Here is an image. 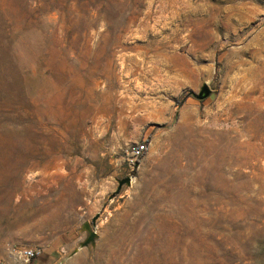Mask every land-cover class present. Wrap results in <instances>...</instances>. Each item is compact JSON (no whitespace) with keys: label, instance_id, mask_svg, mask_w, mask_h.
Here are the masks:
<instances>
[{"label":"rangeland","instance_id":"1","mask_svg":"<svg viewBox=\"0 0 264 264\" xmlns=\"http://www.w3.org/2000/svg\"><path fill=\"white\" fill-rule=\"evenodd\" d=\"M0 264H264V0H0Z\"/></svg>","mask_w":264,"mask_h":264},{"label":"water","instance_id":"2","mask_svg":"<svg viewBox=\"0 0 264 264\" xmlns=\"http://www.w3.org/2000/svg\"><path fill=\"white\" fill-rule=\"evenodd\" d=\"M210 93H211V88L209 87V85L207 83H203L197 93H195L193 91L189 92V94L193 95L195 98H197L199 100L205 99L206 97H208L210 95ZM123 185H126V186L131 185V177L130 176H126L122 179L117 180V187H116L115 192L112 194V196L117 194ZM97 217H98V214H96L91 219V222L85 221L82 223L81 229L87 232V236L85 237V239L82 242L79 243V247H85L89 244H92V245L94 244L95 239L97 237V233L92 228V225H94ZM76 251H77V249L74 252H76Z\"/></svg>","mask_w":264,"mask_h":264},{"label":"built area","instance_id":"3","mask_svg":"<svg viewBox=\"0 0 264 264\" xmlns=\"http://www.w3.org/2000/svg\"><path fill=\"white\" fill-rule=\"evenodd\" d=\"M146 150L147 145L145 141L136 142L125 150V160L131 170H133L137 166L139 160L144 155ZM40 252L41 251L38 248H25L19 252V255L25 261H28L38 256Z\"/></svg>","mask_w":264,"mask_h":264}]
</instances>
